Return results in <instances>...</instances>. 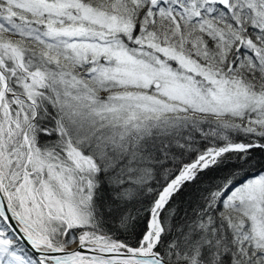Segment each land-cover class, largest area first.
I'll use <instances>...</instances> for the list:
<instances>
[{"label": "snow or ice", "instance_id": "1", "mask_svg": "<svg viewBox=\"0 0 264 264\" xmlns=\"http://www.w3.org/2000/svg\"><path fill=\"white\" fill-rule=\"evenodd\" d=\"M0 264H264V0H0Z\"/></svg>", "mask_w": 264, "mask_h": 264}]
</instances>
